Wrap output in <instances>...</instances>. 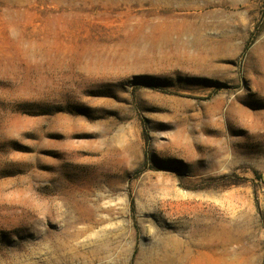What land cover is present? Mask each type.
I'll use <instances>...</instances> for the list:
<instances>
[{"label":"rangeland","instance_id":"1","mask_svg":"<svg viewBox=\"0 0 264 264\" xmlns=\"http://www.w3.org/2000/svg\"><path fill=\"white\" fill-rule=\"evenodd\" d=\"M0 264H264V0H0Z\"/></svg>","mask_w":264,"mask_h":264}]
</instances>
